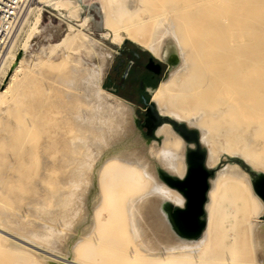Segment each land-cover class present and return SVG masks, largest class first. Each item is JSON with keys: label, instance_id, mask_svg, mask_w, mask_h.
Wrapping results in <instances>:
<instances>
[{"label": "bare ground", "instance_id": "obj_1", "mask_svg": "<svg viewBox=\"0 0 264 264\" xmlns=\"http://www.w3.org/2000/svg\"><path fill=\"white\" fill-rule=\"evenodd\" d=\"M53 2L65 8L74 17H79L82 13L79 0H55ZM136 3H133L136 4L133 7L129 4V6L122 7V10H120L121 5L120 8L117 7V14L121 16L118 23H122V18L126 17L125 14L135 16L139 15L140 11H147L143 0ZM211 4L213 5L210 3L209 6ZM238 4L240 5L241 2ZM171 6H175L173 12L180 11L183 14L182 19L179 17L177 21V17L171 14V18L170 16L160 18L154 26L152 35H148L143 26L136 29L125 27L128 40L150 50L173 66L167 77L162 82L160 81V86L152 93L151 101L154 110L156 112L158 110L161 116L170 115L178 119H182L181 116H187L185 121L189 125L200 126L199 141L201 145L208 148L206 159L208 165H212L210 146L213 144L215 147L228 149L230 152H239L240 157L250 163L253 168L264 169V0H252L247 10L239 7L238 10L231 9L232 11H229L232 13L231 19L228 18L231 21L224 19L210 26V29H205L204 26V28H199L204 25L199 16L202 6L193 9L182 8L184 10L176 5ZM215 8L216 6L212 9ZM244 12L250 15L248 19L261 18L262 22L255 23L253 30H247V32L225 29L237 19L238 14L244 17L242 15ZM110 14L106 11V17L104 16L108 27V20L112 17ZM39 22H41L40 17L35 27L34 25V28L31 27L32 32L27 33L29 36L25 44L23 43L24 48L22 47V55L19 59V54L17 55L12 50L14 45L6 46L2 59H0V68L5 65L8 58H11L8 64L10 72L6 76L5 87L0 92V106L14 97L16 90L13 92L12 86L22 71L25 63L24 57L31 46L34 35L40 33ZM68 29L72 31L74 26L69 24ZM119 30H115L114 40L121 43L123 39L119 37ZM87 38L90 37L86 34L71 39V33L68 32L62 37V42L48 43L41 47L47 57L59 51L62 55L69 51L74 54L80 52L86 53L90 58H98V64L101 65L99 69L94 67L81 69L77 66V62L74 65L77 82L70 81L65 75L76 92L84 94L82 92L85 90L91 93V99L82 97L89 107L86 105L85 108L80 109L75 118V121L81 124L83 131L76 137L75 144H73L74 150L81 156L74 161L77 167L70 179L72 191L69 196L71 199L67 196L61 200L65 202L61 208L66 206L65 215L70 210L69 221L76 223L79 230L84 231L88 228L91 230L90 235L82 234L84 237L81 236L78 240L79 243L89 242L91 245L83 251L87 258L80 261L64 256L63 254H70L71 249L74 248L69 240L71 238L63 236L62 230L51 229L47 226H42L30 237L25 236L26 241L12 235L10 245L0 246V250L20 252L19 260L26 264H264V222H255L257 217L252 216L253 213L260 212L262 205L253 195L254 193L252 194L247 175L241 171V175L230 172L229 176H226L230 182L226 186L229 191L215 193L219 179H221L220 176H225L226 167L217 171V180L213 181L211 188L209 187V199L205 204L209 216L202 239L199 238L201 240L197 243L182 241L174 242L175 245L169 243L173 241L174 233L178 235L179 233L166 207L168 200L175 201L177 195L168 189L157 187L153 180L149 183L148 171L155 173L157 177L161 167L158 164H161L169 172L179 173L182 170V156L179 155H181L183 145H178L182 143L167 127L159 129L157 141L150 144L140 142V136L135 134L139 124L137 117L134 116L132 105L121 99L117 100L121 103L116 101L117 105L110 104L108 102L110 100L107 101L100 94L103 90L101 83L105 74L106 56L100 53L97 44ZM170 38L175 44L167 42ZM54 47L56 50L52 51L51 48ZM171 47L175 53L168 58L166 54L168 48ZM38 57L35 64L33 63L35 67H39L37 71H43V69L51 71V67L54 68V61ZM28 70L32 74V69ZM32 75H35L34 72ZM24 76L28 77V74ZM60 77L62 78L63 75ZM23 82L24 80L20 84ZM85 95L88 96L87 93L83 96ZM242 111L246 113L243 120L239 116ZM162 121H167V119L163 117ZM142 128L146 129L147 136H153L158 127ZM129 142L133 144H128ZM62 143L61 145L65 144ZM83 148L86 150L81 153ZM99 164L105 165V172L101 179L98 171L96 172ZM55 169L57 168L54 167ZM95 178L99 181L97 186L93 183ZM64 186L67 187L65 184ZM100 209L104 210L102 218L96 214L93 215ZM65 215L64 218H68ZM13 217L7 212L0 213V219L4 221H10ZM119 218L122 222L121 226L117 225L119 222L116 223ZM141 222L148 225V232L143 231ZM102 227L107 230L100 235L97 231ZM167 228L172 234L167 233ZM131 234L140 240L141 245L138 242L135 243L136 241L129 244L133 238L127 237L126 239L125 236ZM16 244L25 246L20 247ZM4 259L7 258L1 261ZM11 261L13 262V258Z\"/></svg>", "mask_w": 264, "mask_h": 264}, {"label": "rangeland", "instance_id": "obj_2", "mask_svg": "<svg viewBox=\"0 0 264 264\" xmlns=\"http://www.w3.org/2000/svg\"><path fill=\"white\" fill-rule=\"evenodd\" d=\"M53 1L55 0H31L29 4L25 7L23 13L21 14L13 30L11 40L8 44V45H14L12 46L14 47L12 48V50L13 52L17 53V55L21 53L22 49L24 48L23 43L25 44V40H27L28 38L27 36H29V34L32 32L31 30H33V28L37 24L36 22H38V18L40 17L41 22H39L38 24L40 33L34 35V39L31 42V46L29 47V50L26 52V55L24 57L25 63L23 65L22 71L20 72L19 76L16 77V80L12 86L13 92L16 90L14 93L15 98L13 97L6 104L0 106V114H1L0 115V213L7 212L10 216H14L10 221H4L0 219V246L10 245V243L12 242V237H13L12 235H16L19 237V239L26 241L25 236L30 237L31 234H33V232L34 233L37 232L38 230H40L42 226L45 227L47 226L48 228L51 229L62 230L64 232L62 233L63 236L65 235L71 238L69 240L73 244L72 247L76 249L72 248L70 254H63V255L81 261V260H86L87 255L83 253V251L91 245H89V242L79 243L78 240L81 239L82 234L90 235L91 230L90 228L84 231L79 230L77 228L76 223L74 224L73 222H71L72 220L69 221L70 210L68 209L69 212H67V215H65L67 211L66 206H63V209L65 211L61 209L62 205L65 204V202L63 203L61 200H63V198H66L67 196L71 199V197L69 196L72 191L71 189L72 187L70 185L71 182L70 179L73 176L72 175L73 171L77 167L74 161H76V159L81 156L78 152L74 150L73 144H75L76 137L83 131L81 124H78L75 121V118L78 115V111L80 109L85 108L87 105V103L83 98L89 97L91 99V95H90L91 93L90 91L86 92L84 90L85 92L83 91L82 93L84 94L87 93L88 96L86 95L83 96L84 94H81L78 91L76 92V90H74L73 87L67 81L66 76L70 81L77 82L76 79L77 74L74 70V65L77 62H78L77 66H79L81 69H84L85 67L86 68L94 67L96 69H99L101 65L98 64L99 63L98 58L97 59L96 57L90 58V56L87 55L86 53L83 54L80 52L74 54L72 53V51H69V52H65V54L62 55L61 52L59 51L51 55L50 57H47L46 53L41 50V47L44 44H48V43L62 42V37L65 36L68 32L71 33V39H74L75 37H79V36H85L87 34L90 37L87 39L97 44L100 53L106 56V63L104 64V72L106 73V70L111 65L114 59L115 51H117L120 45H123L126 42V40H128V38H126L127 34L125 32L126 31L125 27L128 26L131 29H136L139 28L140 26H143V28L146 30V33L148 32L147 33L148 35H152V33H154L153 32L154 26L157 25L156 23L159 22L158 20L160 18L166 16L167 17L170 16L169 18H171V15H173V17L174 16L175 18L177 17L176 20L178 19L177 21H179V17L180 18L183 17V14L180 11H174L175 13L173 12L175 6L173 7L171 5H176V7H180L181 9L182 8L193 9L202 6L201 7L202 11L200 12L199 16H201L202 18L201 23L204 25H202L199 28L201 29L205 27V29H210V26L216 23H220L224 19L225 21L226 20L231 21L229 19H231L232 13H229V11L231 12L232 10L235 9L238 10L239 8L247 10L252 0H229V1L227 0V2L225 0L224 1L222 0H143L145 2L144 4L147 7V11L146 12L140 11L139 15H135V16H129L128 14H125L126 17L122 18L121 24L117 22L119 21V19H121V16L117 14V9L120 8V5H121L120 10H122V7L124 8L129 5L132 7L135 6L137 4L136 2L140 0L137 1L136 0H79V5L82 8V13L79 17H74V15L72 16V14H70L65 8L55 5L54 4L55 2ZM187 1L189 3L191 1V3L189 4ZM168 2L169 4L173 2V4L169 5L167 4ZM238 2H241V4L239 5ZM210 3H213V5L211 4L212 6L211 5L209 6ZM168 6L171 8H169ZM215 6L216 8L213 10L212 8H214ZM218 6L220 8H217ZM32 8H34L35 10ZM165 9H167V11ZM216 9L218 10L215 12ZM33 10L37 12H34ZM225 10L227 13L225 12ZM28 11H30L31 14ZM106 11L111 13L110 15L114 18V20L112 17L109 18L108 20L109 27L106 26V20H105ZM171 11L172 13H170ZM209 12L211 13L213 12V13L211 14ZM166 13H168L169 15L168 14L166 15ZM222 13H224V15H222ZM176 14L178 15L176 16ZM238 15L236 16L237 21L234 20L233 23L226 26L225 29L227 30L229 29L230 31L233 30L239 32L242 31L247 32V30L248 31L253 30V28L255 27L254 26L255 23L257 22L260 23V21L262 22L261 18H254L252 20L248 19L247 17L250 15H247V13L245 12L244 14L242 13L244 17ZM211 16H213V18H211ZM213 19L214 21H212ZM140 21L141 23H138ZM194 22H196V20ZM239 22L241 23L239 24ZM124 23H126L127 25ZM69 24H72L74 26V29L72 31H69L68 29ZM18 29H20L21 32L20 30L18 31ZM115 30H119L118 32L119 37H122L123 39L121 43L114 40ZM14 39L17 40L14 41ZM13 42L15 43L13 44ZM131 42L134 43L135 46L143 48L137 43L133 41ZM167 42L169 44L171 43L175 44L172 38L168 39ZM99 45H101L102 48ZM186 49H188V47H186ZM51 50L55 51L56 48L55 47L51 48ZM168 50H170V52L174 51L173 47H171L170 49L168 48ZM38 56H40V58L41 57L45 58V60L48 59L54 61V68L51 67L50 69L49 66L48 68L51 71L46 69H43V71L42 70L37 71L39 67L38 68L35 67L34 64L36 59L39 58ZM160 59L162 60L165 66V72H164L165 73L164 79H165L172 70L173 66L169 62L163 60L162 58ZM10 60L11 58H8L5 65L0 68V72H1L0 92L3 89V87H5L4 84L6 82V76L10 72L8 70V64ZM30 64L31 66L29 67ZM28 69L30 70L32 69L31 73L33 74L34 72L35 75L30 74V71ZM26 71L29 72L27 73ZM48 72L50 75L48 74ZM43 73L45 74L43 75ZM27 74L28 77L24 76ZM61 75H63V77L65 78L64 79L63 77L61 78L60 77ZM23 80L24 82L20 84V82H22ZM86 80L87 79H85V81ZM109 92H110L109 90L105 89V90H101L100 94L107 101L110 100L108 101L110 104L117 105L118 103H121L120 101H117L120 99L113 97V95H111ZM104 93L107 96H105ZM149 103L152 104V101L150 100L148 104ZM153 103L155 104L156 102ZM130 105H132L133 107L132 110L134 111L133 112L134 116L137 117L138 119L139 125L137 126V131L135 132V134L136 136L137 135L140 136V142L150 144L151 142L157 141L158 140L157 132L159 131V129H161V127H167L168 129L171 130V132L174 134L176 139L179 140L180 143H182V144H178L181 146L183 145L182 149L184 150V151L182 150L180 153L181 155H179L180 157L182 156L181 157L182 170L179 173H172L169 172L167 169H165L163 165L158 164L161 167L158 170L157 177L155 173L151 172L152 173L151 174L150 171H148V175H149L148 181L149 183H151L153 180L157 187L159 188L161 187V189H168L172 193H175L177 195V199L175 201L178 202L179 204L183 203V205L181 206L184 207L186 203L185 196L178 189L170 186L164 180L163 177L165 175H171L174 178H180V179L186 178L188 171L187 152L190 150H196L198 148V145L196 142H191L187 140L179 132V128L182 125H185L189 130L196 131L197 136L199 138L200 126H197L198 127L197 128L196 126L189 125L185 121L187 116L186 117L181 116L182 119H178L170 115L161 116L160 112L157 109L156 110L158 112L159 118L155 122V124L150 123L151 126H149L145 115L146 112V110L144 109L145 107L136 108L133 104L130 103ZM182 114H186V113L182 112ZM239 116L243 120L244 117L246 116V113L242 111L239 114ZM163 117L167 119V121H162ZM245 119L248 120L247 118ZM141 126L145 128L146 127H150V128L158 127V128L155 130L153 136H147L145 132L146 129L141 128ZM60 138H62L61 141L63 140L62 141L63 143L60 141ZM61 143L62 144L65 143V144L61 145ZM128 144H133V143L129 142ZM201 144L202 143H200V146L202 149L206 151V157H207L208 148ZM52 145L55 147H53ZM62 147L63 149L64 147L66 148L63 150L61 149ZM210 148L212 150V155L210 158L211 160L210 163L212 165H208L206 162L207 169L211 171V175L208 178L209 187L211 188L213 181L217 180V171L223 167H226V172L224 171L225 176L223 177L222 175L220 176L221 179H219V184L215 191V193L217 192V194L225 190L229 191L228 188H226V186L230 182L226 176H229L230 172L237 173L238 175H241L240 171L242 173L244 172L247 175L248 181L251 185V189H252L251 191H253L252 194L254 193L253 195H255V197L260 201V204L262 205L260 212L256 213L257 216L255 213H253L252 216L253 218L257 217L255 222L257 221L264 222L263 219L264 201L254 192L251 184V176L249 174V171H252V176H256L261 172L264 173V169L253 168L250 165V163H247L242 157H240L239 152H230L228 149L215 147V145L213 144L212 146H210ZM66 149L69 152H67ZM83 149L82 152L80 150L81 153L85 152L86 150V148ZM46 150L48 151L46 152ZM64 151L66 154L64 153ZM62 156H64V158ZM53 165L57 169L54 170ZM67 171L70 172L68 173ZM97 171H98V176L101 179L105 172V165L99 164L96 167V172ZM107 179H109V177H107ZM93 181H94L93 182L94 186H97L99 183L97 178H95ZM61 182L63 185L62 184L60 185ZM64 184L66 186L68 184L69 185L65 187ZM58 187H60L61 189H57ZM62 187L64 188L62 189ZM65 188H69V189L66 190ZM208 199H209V191L207 193L206 203ZM178 203L174 202L172 208H174L175 204ZM122 206L124 207L125 205L123 204ZM62 213L65 215V217L68 218H64V215H62ZM94 214L102 218V216H104V210L103 209L97 210L96 212L93 213V215ZM208 216H209L208 212L205 209L202 219L206 221L208 219ZM61 220L68 222L63 223ZM117 220H119L116 221V223L119 222L117 225H120L122 223L121 219L119 218ZM141 225L143 231L145 233L148 232L149 230L148 225L145 222H141ZM254 225H256V223ZM104 230L107 229H105V227H102L97 232H99V234L101 235V233ZM204 230L205 228L203 229L202 233L195 238H185L183 235L181 234L178 235L175 232L174 235L172 236L173 241L172 242L169 241V243L172 245H175L174 242L177 241L197 243L202 239ZM167 233L172 234V232H170V229L168 228H167ZM83 237L84 236H82V238ZM127 237L133 238L131 240L132 242H130L129 244H132L133 241H136L135 243L138 242V244L141 245L140 240H138V238L135 235L131 234L130 236H125L126 239ZM76 241L78 242V244ZM245 241H247L246 238ZM16 245L20 247L25 246L23 244L21 245L16 244ZM58 253L61 254V252ZM18 256H20V252L18 251L15 252V251L0 250V257L7 258L4 259L5 261L3 260L4 262L1 261L3 258H0V264L2 263L26 264V263H21ZM12 258H13V262L11 261Z\"/></svg>", "mask_w": 264, "mask_h": 264}, {"label": "water", "instance_id": "obj_3", "mask_svg": "<svg viewBox=\"0 0 264 264\" xmlns=\"http://www.w3.org/2000/svg\"><path fill=\"white\" fill-rule=\"evenodd\" d=\"M21 55L22 54L19 53L18 59ZM152 66H155V64L151 61L149 68H152ZM148 105L147 123L151 126L149 119H153L155 124L159 115L154 110L153 104L149 103ZM180 132L184 137L185 135L183 132H192L195 134L198 148L187 152L188 171L186 178H174L171 175H165L163 178L170 186L178 189L188 200L185 208L178 207L174 211V214H171L173 220L174 217L176 219V229L178 233L185 238H195L202 233L206 226V221L202 219V216L205 212V204L209 190L208 178L211 175V171L206 167V151L200 146L197 132L189 130L185 125L180 127ZM249 174L251 176V184L254 192L264 201V173L261 172L256 176H252V171H249ZM171 209L172 207L169 206L168 211L170 212Z\"/></svg>", "mask_w": 264, "mask_h": 264}, {"label": "crops", "instance_id": "obj_4", "mask_svg": "<svg viewBox=\"0 0 264 264\" xmlns=\"http://www.w3.org/2000/svg\"><path fill=\"white\" fill-rule=\"evenodd\" d=\"M149 51L131 44L120 45L103 77L102 89L109 90L111 95L133 104L136 108L148 106L152 93L160 86L165 76L164 63ZM151 61L154 62V67L158 66L156 70L149 68ZM173 201L167 202V212L169 206L172 207L174 202L178 203ZM177 207L182 206L178 203L174 208Z\"/></svg>", "mask_w": 264, "mask_h": 264}, {"label": "built area", "instance_id": "obj_5", "mask_svg": "<svg viewBox=\"0 0 264 264\" xmlns=\"http://www.w3.org/2000/svg\"><path fill=\"white\" fill-rule=\"evenodd\" d=\"M31 0H0V59L9 44L13 30Z\"/></svg>", "mask_w": 264, "mask_h": 264}, {"label": "flooded vegetation", "instance_id": "obj_6", "mask_svg": "<svg viewBox=\"0 0 264 264\" xmlns=\"http://www.w3.org/2000/svg\"><path fill=\"white\" fill-rule=\"evenodd\" d=\"M174 52L172 51V52H170V50H168V53H167V57L168 58H170L171 56H172V54H173ZM153 68V70H156L157 68L156 67H152ZM145 110H146V112H145V115H146V119L148 120V106H146L145 108H144ZM149 123H154V120L153 119H149ZM141 128H142V126H141ZM179 132H180V128H179ZM181 133V132H180ZM183 134L185 135V137H186V139L187 140H189V141H191V142H196V140H195V134H193L192 132H183ZM188 202V200L186 199V203ZM186 203H185V206L183 207V208H185L186 207ZM178 208V207H177ZM176 210V208H172L171 209V211H170V216H171V214H174V211ZM171 219H172V221H173V223H174V225H175V227H176V219H175V217H174V220H175V222H174V220H173V218L171 217Z\"/></svg>", "mask_w": 264, "mask_h": 264}, {"label": "trees", "instance_id": "obj_7", "mask_svg": "<svg viewBox=\"0 0 264 264\" xmlns=\"http://www.w3.org/2000/svg\"><path fill=\"white\" fill-rule=\"evenodd\" d=\"M126 44H131V45H134V43H132L131 41H129V40H126V42H125Z\"/></svg>", "mask_w": 264, "mask_h": 264}]
</instances>
